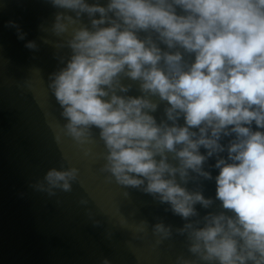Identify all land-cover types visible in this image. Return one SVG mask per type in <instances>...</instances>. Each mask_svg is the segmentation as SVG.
I'll use <instances>...</instances> for the list:
<instances>
[{"label": "clouds", "instance_id": "obj_1", "mask_svg": "<svg viewBox=\"0 0 264 264\" xmlns=\"http://www.w3.org/2000/svg\"><path fill=\"white\" fill-rule=\"evenodd\" d=\"M48 3L58 11L41 31L56 39L41 43L68 50L47 82L63 135L83 145L96 129L101 170L181 217L176 228L151 225L160 238L185 237L191 255H177L175 264H264V0ZM5 25L24 40L15 20ZM24 46L38 47L32 39ZM132 82L137 95L129 94ZM210 157L214 197L198 184L213 179L204 167ZM77 174L75 166L51 167L30 186L52 196L71 190ZM197 204L216 208L200 215Z\"/></svg>", "mask_w": 264, "mask_h": 264}, {"label": "water", "instance_id": "obj_2", "mask_svg": "<svg viewBox=\"0 0 264 264\" xmlns=\"http://www.w3.org/2000/svg\"><path fill=\"white\" fill-rule=\"evenodd\" d=\"M56 11L48 0H0V264H102L105 257L111 264H175L177 255L190 257L183 235L173 231L160 238L151 228L157 220L179 227L181 217L166 203L117 184L101 170L104 148L96 129L83 145L61 132L63 120L47 82L61 66L58 56L68 50L40 39H56L41 31ZM9 19L26 33L24 40L5 25ZM81 20L87 23L86 16ZM29 39L37 42L36 49L24 46ZM129 94H139L135 82ZM165 103L158 102L152 113L158 122ZM214 161L210 157L204 164L213 179L198 182L205 196L214 197ZM67 166L78 169L71 190L56 189L49 196L30 186L47 169ZM196 208L203 215L216 206ZM140 220L147 222L143 231L138 230Z\"/></svg>", "mask_w": 264, "mask_h": 264}]
</instances>
